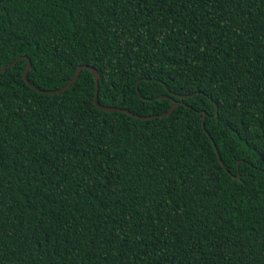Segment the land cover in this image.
Masks as SVG:
<instances>
[{
	"label": "trees",
	"instance_id": "obj_1",
	"mask_svg": "<svg viewBox=\"0 0 264 264\" xmlns=\"http://www.w3.org/2000/svg\"><path fill=\"white\" fill-rule=\"evenodd\" d=\"M22 56L139 116L186 97L138 120L7 67L0 264H264V0H0Z\"/></svg>",
	"mask_w": 264,
	"mask_h": 264
},
{
	"label": "water",
	"instance_id": "obj_2",
	"mask_svg": "<svg viewBox=\"0 0 264 264\" xmlns=\"http://www.w3.org/2000/svg\"><path fill=\"white\" fill-rule=\"evenodd\" d=\"M20 59H25L27 61V66L25 68V70L23 71L22 73V79L23 81L25 82V84L32 88L33 90L37 91V92H40V93H45V94H58V93H61V92H64L65 90H67L72 84H74L77 79L79 78V74L81 72V70H88L92 73V76L94 78V83H95V90H94V105L104 111V112H108V113H114V112H119V113H123V114H126L130 117H133L135 119H138V120H151V119H156V118H161V117H164V116H169L180 104H182V99H184L186 96H181L180 97V100L179 101H176V100H172V105L171 107L169 108V110L165 113H162L160 115H150V116H139L137 114H134L126 109H120V108H115V107H108V106H102L99 104L98 102V81H99V73L97 72L96 69L90 67V66H79L73 76V78L70 80V82H68L65 86L59 88V89H55V90H41L39 88H37L36 86H34L33 84H31L28 79H27V73L29 70H31V63H30V60L27 58V57H19L17 58L15 61L7 64L6 66H3L1 69H0V74L3 73L5 71V69L7 67H11L13 66L18 60ZM136 88H137V91H138V86L136 85ZM159 98H167L166 96H160ZM217 109V108H216ZM204 120H205V114L203 113V120H202V130L203 132L206 134V136L209 137V134L208 132L206 131L205 127H204ZM211 142H212V145H213V148H214V151L217 155V158H218V161L219 163L223 165V162L220 158V155L218 153V150H217V147L216 145L214 144L213 140L210 138ZM238 177H235V179H237Z\"/></svg>",
	"mask_w": 264,
	"mask_h": 264
}]
</instances>
